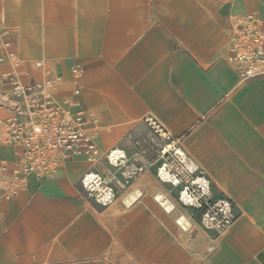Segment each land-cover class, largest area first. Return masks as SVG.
I'll list each match as a JSON object with an SVG mask.
<instances>
[{
    "label": "crops",
    "instance_id": "1",
    "mask_svg": "<svg viewBox=\"0 0 264 264\" xmlns=\"http://www.w3.org/2000/svg\"><path fill=\"white\" fill-rule=\"evenodd\" d=\"M250 14L264 20V0H42L35 5L6 0L0 10V37L18 42L22 28L30 27L55 43L51 57L72 53L73 65L60 61L56 68L65 78L77 64L85 71L77 80L79 94L64 86L55 92L60 100L78 101L74 109L103 105L115 123L110 132L100 131L99 141L95 122L91 125L100 149L119 145V126L148 111L141 122L151 114L180 137L210 177L213 193L232 200L237 218L218 237L208 232L215 250L198 264H264V77L240 82L225 57L233 19ZM111 51L121 53L120 86L108 76ZM30 66L26 61L25 75ZM30 81L43 80L32 76ZM0 95L2 101L10 97L1 90ZM2 107L0 115L8 110ZM15 152L13 145L0 142V165H6L0 181L13 180ZM88 167L83 157H72L48 177L27 175L21 191L10 198L0 190V264H114L110 257L90 255L98 241L93 226L76 221L55 236L72 217L73 211L62 208L68 191ZM129 193L120 196L121 204ZM134 202L112 211L129 218L132 213L125 208ZM175 211L156 215L163 229L154 236L182 242ZM174 249L166 258L195 260L192 253Z\"/></svg>",
    "mask_w": 264,
    "mask_h": 264
},
{
    "label": "built area",
    "instance_id": "2",
    "mask_svg": "<svg viewBox=\"0 0 264 264\" xmlns=\"http://www.w3.org/2000/svg\"><path fill=\"white\" fill-rule=\"evenodd\" d=\"M10 64L16 67L17 55L2 48ZM226 60L240 82L264 77V20L255 15L235 17ZM42 60L36 67H43ZM82 69L71 68L74 80ZM12 101L3 120L0 142L16 148L13 180L0 185L1 196L10 198L25 185L26 176L52 175L65 160L83 157L89 167L80 176V184L88 196L101 206L113 203L151 164L148 146L137 141L134 150L114 145L103 152L95 141L92 118L78 101L60 100L52 81L22 83L11 66L6 73ZM79 94L77 85L72 90ZM142 122L150 129L149 144L157 151L156 177L175 189L177 202L199 214V225L213 237L224 234L238 214L234 203L224 193L214 194L212 181L197 161L184 149L181 138L168 131L153 115ZM6 169L4 162L0 171Z\"/></svg>",
    "mask_w": 264,
    "mask_h": 264
},
{
    "label": "rangeland",
    "instance_id": "3",
    "mask_svg": "<svg viewBox=\"0 0 264 264\" xmlns=\"http://www.w3.org/2000/svg\"><path fill=\"white\" fill-rule=\"evenodd\" d=\"M25 4L35 5L39 4L42 0H24ZM6 0H0V10L5 7ZM13 29H7V32L13 33ZM2 34V33H1ZM231 38V34L229 40ZM4 40V41H2ZM9 43L7 45L8 51L14 52L18 57V63L16 67L9 64L7 55L2 49V43ZM111 44V43H109ZM116 44V43H114ZM120 44V43H119ZM44 48V46L42 47ZM110 56L111 69L108 73V76L111 77V84L113 86L122 84L120 80V51H111L108 53ZM36 55H40V58L45 60L43 67L36 68L35 62L38 57H35L32 61L27 59L26 61L30 62V70L27 75H25L24 65L25 62H20L21 54L18 49V42L16 39L6 40L4 36L0 37V90L6 92L10 95V87L8 83V78H5L6 73L11 71L10 66L13 67L14 71L19 77V80L22 83H26L29 80H32V76L43 80V81H52L54 84H59V87L64 86L67 90L74 89L76 84L79 87L77 80H74L72 75L69 74L68 78L64 74L60 73L61 70H57V66L60 64V61H66L67 66L73 65L74 57L70 52H62L56 56L51 57V55L44 54L43 52H36ZM50 57V58H49ZM34 63V64H32ZM53 63H56V67L53 66ZM81 68L80 65L77 64ZM38 70L45 73V77H40L35 70ZM133 70V68L131 69ZM135 71V69H134ZM133 71V72H134ZM26 77V79H23ZM32 75V76H31ZM85 71L82 70L81 76L78 78L84 79ZM43 76V75H42ZM129 82L125 81L124 84L128 85ZM79 84V85H78ZM81 90V89H80ZM66 91V90H64ZM87 112L92 115L91 117L95 119L96 126V138L99 141L100 131L110 132L109 130L113 129L114 121L106 117V110L103 105H87ZM148 111H143L139 115L130 116L128 120L122 123L119 126L118 141L116 144L122 145L125 147L128 152L134 150V144L139 141L148 146V160L151 162L150 166L139 175L136 181L126 190L130 191L132 188H138L142 193L134 204L125 208L126 211L131 212L132 216L129 218L122 217V213H114L112 211L114 206L119 205L124 209L123 204H121L120 196L124 193H120L117 197V200L111 203L108 206H101L95 203L88 194L84 191L82 186L79 183V180L76 181L74 187L68 191V199L62 205V208L65 210L73 211L71 214L72 217L65 219L59 226L56 231V237L62 231L68 230L74 222H80L86 228L88 226H93L97 230L98 241L97 246L94 245L93 249L90 251L92 256L100 257H110L113 259L114 264H198L203 263L207 260L208 255L215 250V244L210 245L211 240L208 236V231L203 229L199 223L198 218L199 214L196 210L187 209L181 206L176 199L175 189L171 188L168 184L162 183L156 177V167L158 165L157 151L152 148L149 144V133H152L148 127H146L141 122V117L144 113ZM8 111L0 115V133L3 129V120L6 117ZM99 139V140H98ZM102 142V140H101ZM99 142V143H101ZM114 144V143H112ZM112 144L108 146H102V151L105 152ZM4 181H0V185ZM159 188V189H158ZM19 189L17 192H20ZM125 191V192H126ZM153 193H160L166 196L170 201L173 202L175 208L166 212L163 206L153 198ZM150 203L151 210L146 209L145 202ZM61 206V205H60ZM166 213H172L174 210V222L176 228L180 232V237L182 242L176 237L171 236L169 240L164 239L159 236L161 229H163L160 221L156 219V215L162 214L164 211ZM123 211V210H122ZM179 215H184L187 220H189L192 226L187 230L183 231L179 225L176 224V218ZM193 228V229H192ZM155 233H159L154 236ZM84 234V233H83ZM54 236V237H55ZM207 243H203V242ZM201 249L199 250V245ZM175 248V249H174ZM175 250L178 253L187 252L195 257V260H189L188 262L170 260L166 258L172 250ZM202 251V252H201Z\"/></svg>",
    "mask_w": 264,
    "mask_h": 264
},
{
    "label": "bare ground",
    "instance_id": "4",
    "mask_svg": "<svg viewBox=\"0 0 264 264\" xmlns=\"http://www.w3.org/2000/svg\"><path fill=\"white\" fill-rule=\"evenodd\" d=\"M7 45L8 44H6L5 46H2V48L7 47ZM18 45H19L18 49H19V52L21 54V57H20L21 63L25 62L27 59H31V61H32L35 57L39 58L36 61L42 60L45 63V60L41 59L40 55H36V52H40V51L43 52V49H44V54L52 56L55 54L52 52V50L54 52L56 50L55 43H51V42L47 41L46 37H44V36L42 38L38 37L34 33V30H32L30 27H23L22 28L21 36H20V39L18 41ZM43 46H44V48H42ZM32 64H34V63H32ZM11 65L14 66L13 64H11ZM37 69L35 70L37 72V74L40 77L44 78L45 73L43 72V74H42V72L41 71L38 72ZM78 78L76 80H78ZM58 87H59V84H57V85L55 84V91H57ZM9 96H10L9 99L7 98L4 101H2L3 97L0 95V101H2V103H0L1 109H3V107H2L3 104L7 107V105L11 103V101H12L11 93ZM139 196H140L139 190L130 192L129 194L126 195V197L122 200V202L124 205L128 206L132 202H134L136 200V198H138ZM154 198L160 204V206L164 207V210L166 212H170L175 208V205L173 204V202L170 201L166 196H164L160 193H155ZM176 224L179 225V227L183 231H187L192 226L191 222L189 220H187V218L184 215H179L176 218Z\"/></svg>",
    "mask_w": 264,
    "mask_h": 264
}]
</instances>
